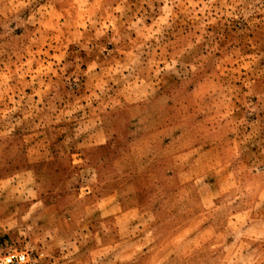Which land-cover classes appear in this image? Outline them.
<instances>
[{"label": "rangeland", "instance_id": "obj_1", "mask_svg": "<svg viewBox=\"0 0 264 264\" xmlns=\"http://www.w3.org/2000/svg\"><path fill=\"white\" fill-rule=\"evenodd\" d=\"M89 3L63 10L54 4L26 33L16 24L28 19L29 8L20 0L0 4V264L11 253L34 264L31 248L44 247L39 234L45 232L55 233L47 245L50 264H264V183L241 179L238 198L227 207L216 196L221 188L234 190L245 165L213 188L166 161L153 166L146 155L155 134L112 147L165 88L168 96L157 102L173 105L169 119L190 123L199 114L196 127L205 132L227 121L246 140L254 130L264 133V0L157 5L167 15L136 13L124 32L118 26L124 17L112 11L118 19L104 35L111 46H125L115 56L106 53L107 60L100 56L99 67L80 77L85 86L73 91L54 62L65 48L74 50L69 39L79 42L82 16L92 23L100 13L109 16L107 3L98 9ZM137 7L128 0L124 11ZM216 9L225 13L219 20ZM107 23L99 22L97 37ZM196 50L199 68L184 72L190 61L178 54ZM69 73L75 78V68ZM178 77L183 83L172 87ZM257 166L264 172V162ZM26 213L36 227L18 243L19 224L8 225Z\"/></svg>", "mask_w": 264, "mask_h": 264}, {"label": "clouds", "instance_id": "obj_2", "mask_svg": "<svg viewBox=\"0 0 264 264\" xmlns=\"http://www.w3.org/2000/svg\"><path fill=\"white\" fill-rule=\"evenodd\" d=\"M7 2L15 6L17 0H7ZM20 2L25 8H29L30 15L28 19L20 20L19 23L16 24V27L23 28L26 33V26L30 23H35L37 17H43L44 12L51 9L54 4L58 5L61 10H63L66 4H70V6L75 9L81 3H89V0H20ZM198 2L202 3L205 8H210L216 0H198ZM226 2L227 0H222V3ZM235 2L244 3L245 0H235ZM254 2L259 4L260 0H254ZM4 3L5 0H0V4ZM105 3L108 4L110 10L109 16L105 17L103 13H100L96 16L95 23H92L82 16L80 26L75 29V31L80 33L79 42L69 39V42L73 43L75 46L74 50L68 51L67 48H65L64 55L60 58L61 62H54L55 68L59 70L58 76L68 73L69 78L64 80L63 83L67 85L69 90L75 91L85 86L80 77L82 75L87 76L92 69L99 67L97 61H99L100 56H105V60H107L108 57L105 55L106 53H111L115 56L116 48L125 46L124 43L111 46L112 40L104 35L106 29L112 26L111 20L118 19L111 15L112 11L118 12L124 17V19L118 21L121 32H124L125 26L131 27L136 13L143 15L144 12H148L150 16L159 17L162 14H167L162 13L157 5H163L164 8H170L176 5L183 9L191 4L192 0H135V3L139 5V7L135 9V12L131 9H128L127 12L124 11V7H127L128 0H90L89 7L98 9ZM113 3L117 4L115 9H111ZM145 4L148 6L147 9H144ZM122 5L124 7H121ZM142 9L143 11H141ZM172 15L174 16L175 13H172ZM212 15L213 13L209 12V16ZM223 15H225V13L221 12L220 9L215 10L216 20H219ZM227 15L231 16L236 21L240 20V17L234 15L232 12H228ZM105 19H107L109 23L100 28V36L97 37V25L101 20ZM205 19H207V17ZM209 22L214 23V21ZM165 23H167V20H165ZM5 27H7V24H5ZM156 30L159 31V27H157ZM72 31V29H67L65 35L70 38ZM22 35H24V33H22ZM113 39H115V37H113ZM61 43L63 44V40ZM197 43H199V41H197ZM189 47L192 46L190 45ZM178 56H184L186 62L190 61L188 66L184 68V72L191 73L194 69L199 68L201 62L199 59H194V57L200 56V50L193 51L186 56L184 52H180ZM68 57L72 59H68ZM94 57L95 60H93ZM89 62L92 63V68L85 71L82 66H86ZM176 62L177 60L173 59L171 64H175ZM105 67H107L106 64ZM72 68H75V78H72V74L69 73V69ZM161 71H163V69ZM48 78L50 79L51 77L49 76ZM182 83L183 81L178 77L177 82H175L172 87L179 88ZM118 87V84L114 85L113 90L115 91ZM93 96L95 97L94 90ZM165 96H168L167 88L159 93V97ZM159 97H152L148 100L147 111L144 112L140 118H137L133 122H129L123 127L120 144H113L112 147L114 149L126 146L128 141L135 142L141 136L150 133L155 134L156 143L146 155V159H150L153 166H157V164H162L166 161L178 171L190 172L193 177L204 179L213 188L217 186L220 176L231 174L240 169L241 164L245 165L246 168L243 170V176L239 177L233 184V191L221 188L216 192L221 207H227L228 204L233 202L234 198H238L237 193L239 192V188L243 186L240 183L241 179L244 181L253 180L264 183V172H260L257 166L258 161L264 162V133H259L254 130L248 134L246 140L242 138L243 133L229 127L227 121H224V123H217L208 132H205L204 129L196 127L198 121L203 119L199 114L194 116L190 123H181L179 119H169L173 115V105L169 104L167 100H165L164 104L158 103ZM96 98L98 99V97ZM68 114L71 115V112ZM219 119L224 120L223 117ZM214 135L218 136L219 139L215 141L210 140L209 137ZM165 141L168 143L165 144ZM102 143H106V141H102ZM253 148H256L255 152H253ZM240 194L242 195L243 193ZM212 211L214 212L216 209H212ZM5 215H7V213H5ZM230 217L231 213H228V218ZM35 219V217H30L26 213L16 217L13 223L8 225L9 228H12L16 226L17 223L19 224L21 232L17 241L18 243H22L23 238H30L33 235V229L36 227ZM0 227H2V224H0ZM4 231L7 232V229ZM54 236V232L51 233V237L47 232L39 234V238L44 244V247L41 248L39 245H34L31 248L32 252L37 253V255L32 258L34 264H50L47 245L55 243ZM0 251H3V249H0ZM9 256H11V254H9Z\"/></svg>", "mask_w": 264, "mask_h": 264}, {"label": "built area", "instance_id": "obj_3", "mask_svg": "<svg viewBox=\"0 0 264 264\" xmlns=\"http://www.w3.org/2000/svg\"><path fill=\"white\" fill-rule=\"evenodd\" d=\"M28 257L24 253H11L4 257V264H27Z\"/></svg>", "mask_w": 264, "mask_h": 264}]
</instances>
